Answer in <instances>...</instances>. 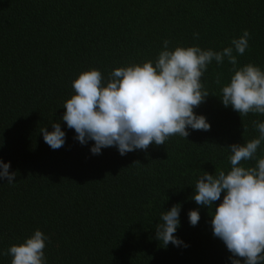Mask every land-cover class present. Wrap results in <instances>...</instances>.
Segmentation results:
<instances>
[{
  "label": "trees",
  "instance_id": "1",
  "mask_svg": "<svg viewBox=\"0 0 264 264\" xmlns=\"http://www.w3.org/2000/svg\"><path fill=\"white\" fill-rule=\"evenodd\" d=\"M245 29L249 47L234 51L237 66L264 71V0H0V158L16 172L13 184L0 181V264H11L4 253L36 229L49 237L45 264H231L213 236L212 209L192 199L205 171L230 170L228 145L258 137L253 121L264 122L262 114L240 117L223 106L221 88L233 74L227 59L213 60L201 77L210 95L194 111L206 116L209 131L94 155V142L81 145L61 118L72 81L85 70L98 69L106 83L116 67L154 63L165 40L170 49L222 51ZM53 122L66 133L58 150L40 132ZM177 203L175 235L188 247L165 248L154 226ZM190 209L200 212L196 226Z\"/></svg>",
  "mask_w": 264,
  "mask_h": 264
},
{
  "label": "clouds",
  "instance_id": "2",
  "mask_svg": "<svg viewBox=\"0 0 264 264\" xmlns=\"http://www.w3.org/2000/svg\"><path fill=\"white\" fill-rule=\"evenodd\" d=\"M250 35L245 29L222 51L199 46L170 49V41L165 40L154 63L147 60L116 67L106 83L98 69L85 70L72 81L74 94L64 102L61 119L74 130V139L81 145L94 142L90 147L94 155L108 147H116L120 155H125L147 150L153 144L165 145L174 135L188 138L189 129L209 131L211 124L206 116L194 111L210 95L201 77L213 60L223 64L225 59L232 65L233 74L221 88L223 106H231L240 117L249 113L264 115V71L251 63L238 67L234 55V51L245 53ZM194 36L198 38V33ZM216 83H221L219 75ZM253 124L258 137L228 145L230 170L215 174L205 171L197 179L192 196L197 205L212 209L209 214L213 236L226 246L231 264H264V155L257 156L264 142V122ZM40 132L51 149L64 146L66 133L59 122L52 123L51 131L45 126ZM251 160H255L254 166H244L243 162ZM9 169L10 162L0 158V181L13 184L16 172ZM180 211L181 205L173 204L155 224V239L162 247H188L175 235ZM200 218L198 209L188 211L191 226H196ZM48 239L36 229L4 254L11 257V264H45Z\"/></svg>",
  "mask_w": 264,
  "mask_h": 264
}]
</instances>
